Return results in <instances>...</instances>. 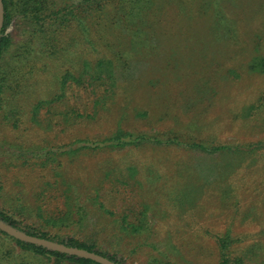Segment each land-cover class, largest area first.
Masks as SVG:
<instances>
[{"label": "rangeland", "instance_id": "1", "mask_svg": "<svg viewBox=\"0 0 264 264\" xmlns=\"http://www.w3.org/2000/svg\"><path fill=\"white\" fill-rule=\"evenodd\" d=\"M149 5L103 33L66 28L57 57L39 41L33 58L24 50L39 70L18 97L19 127L0 126V208L24 207L22 221L39 227L79 220L84 206L120 264H220L227 234L232 259L264 264V73L250 66L264 60V0ZM8 31L14 45L26 39L17 21ZM66 75L79 82L62 89ZM118 129L181 146L70 152Z\"/></svg>", "mask_w": 264, "mask_h": 264}, {"label": "trees", "instance_id": "2", "mask_svg": "<svg viewBox=\"0 0 264 264\" xmlns=\"http://www.w3.org/2000/svg\"><path fill=\"white\" fill-rule=\"evenodd\" d=\"M67 2L68 0H3L5 21L0 35V126L19 127L21 122V106L18 97L22 94L27 76L39 70L37 62L34 63L33 59H30L27 64L23 63L24 50L26 51V55H30L29 57L33 58V53L37 50L35 48L36 42L39 41L42 43L41 49H45L47 54L57 57L59 51L56 49V45L59 44L62 37L61 33L66 28H72L76 23L81 28L82 33L84 32L88 36H92L94 32L103 33L104 31L111 30L114 26H121V23H127L130 19L145 14L149 9L151 0H85L82 7L67 4ZM78 10L81 12L80 17H78L79 13H76ZM14 21H17L20 32H23L26 38L20 42V45L13 44L14 39L8 31L9 26H12ZM93 40V37H90V41L92 42ZM250 66L253 71L264 73V60L253 62ZM109 67L113 68L112 62L109 63ZM97 72L95 71L94 73ZM112 76L113 74H110V77ZM70 80L76 79L71 77V75L63 77L60 82L62 89L67 87ZM75 82H79V80ZM45 103L38 102L32 110L33 113L37 114ZM150 141L161 145L164 144L165 146H181V143L176 142L177 140L175 139H167L161 142L157 136L133 134L118 129L102 141H86L83 143V147L72 148L70 152L77 154L81 149L94 151L101 149L125 150L128 148H139L144 142ZM260 145L251 144L249 150L254 151L253 147ZM186 146L211 153L242 151L240 148H234L226 144L213 148L196 143ZM17 161L21 164L23 157H20ZM13 165L16 166L15 163ZM3 190L4 187H1L0 191L2 192ZM25 211L24 207L0 208V220L30 236L45 238L68 247L80 248L99 254L116 263H122L115 256L118 254V250L109 256L110 251H107L103 246L105 242V239L102 237L104 229L98 228L97 225L93 227L88 225V214L84 206L80 205L79 211L76 212L79 220L72 219L70 214L67 213L66 218H61V220L45 217L43 220L45 225L39 227L27 225L22 221L25 220ZM125 224H127L126 221ZM52 225L62 226L58 229L60 231L62 228L65 230L62 231L63 233L57 232L50 227ZM128 225L125 228H132L133 232L139 230V228L131 224ZM232 241L228 234L217 238V245L222 250L220 264L243 263L242 259L236 260L231 258L229 252L233 243ZM0 264L98 263L55 252L41 246L24 243L0 230Z\"/></svg>", "mask_w": 264, "mask_h": 264}, {"label": "water", "instance_id": "3", "mask_svg": "<svg viewBox=\"0 0 264 264\" xmlns=\"http://www.w3.org/2000/svg\"><path fill=\"white\" fill-rule=\"evenodd\" d=\"M4 21H5L4 3L3 0H0V35L4 27ZM0 230L24 243L41 246L55 252L67 254L69 256H76L82 259L92 260L98 264H119L96 253L88 252L86 250L76 247H68L66 245L48 239L30 236L4 223L2 220H0Z\"/></svg>", "mask_w": 264, "mask_h": 264}]
</instances>
